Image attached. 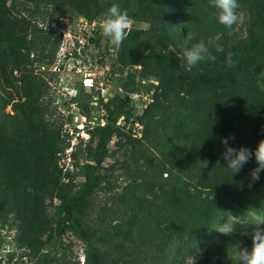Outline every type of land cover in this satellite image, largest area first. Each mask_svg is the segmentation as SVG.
<instances>
[{
  "label": "rangeland",
  "instance_id": "rangeland-1",
  "mask_svg": "<svg viewBox=\"0 0 264 264\" xmlns=\"http://www.w3.org/2000/svg\"><path fill=\"white\" fill-rule=\"evenodd\" d=\"M238 3L241 21L231 29L193 35L175 27L184 25L175 0H115L133 21L116 48L102 34L103 13L93 0H0V13L12 25V39L0 50L7 74L0 107L8 101L0 118L33 116L41 165L40 172L27 158L11 176L56 181L19 198L0 189V264H188L216 256L224 220L248 227L254 216L264 218V172L241 190L235 182L247 185L255 160L231 177L224 150L213 144L214 137L231 134V146L255 149L264 139V10L257 5L264 0ZM80 19L97 22L98 43L82 39ZM253 38L262 46L251 47ZM201 41L216 60L188 66L185 50ZM229 52L234 65L245 63L244 70L226 68L229 81L188 85L174 78L215 72ZM163 55L177 65L168 66ZM125 95L131 98L128 119L120 108ZM108 121L114 127L97 169L104 179L87 218L73 217L74 227L54 240L49 205L66 186L81 185L85 164L94 163L93 128ZM211 180L228 182L235 199L212 197L203 185ZM195 193L201 199L192 203ZM77 225L94 230L90 245Z\"/></svg>",
  "mask_w": 264,
  "mask_h": 264
},
{
  "label": "trees",
  "instance_id": "trees-1",
  "mask_svg": "<svg viewBox=\"0 0 264 264\" xmlns=\"http://www.w3.org/2000/svg\"><path fill=\"white\" fill-rule=\"evenodd\" d=\"M96 4L98 10L104 13L110 6L113 5L115 0H93ZM176 9L178 12L179 20L184 21V25H175L176 28L186 31L189 34L195 35V33H202L203 35L212 34L213 30H223L224 26L219 24L218 21L213 17L210 18V14L214 11L208 5V0H175ZM258 7L264 10V5L257 4ZM1 14V13H0ZM92 21L91 19H88ZM99 26H96V30H92V35L89 37V42L98 43V37H94V33H97ZM12 39V25L9 23L5 15L0 16V50L1 43H5ZM250 46L257 49L262 46L261 40L253 38L250 40ZM168 66H176L177 64L173 62L172 57H166L163 55V59ZM227 66L221 64L218 66L215 72L209 71H198L194 73H177L174 78L188 85H216L223 83L224 81H229L227 77L224 76ZM234 68L238 70L245 69V63L240 60ZM7 77L6 66L3 64L0 55V81ZM13 82H7V86H11ZM130 96L125 95L124 98L120 100V108L124 112V117L129 118L131 114V109L128 106L130 102ZM8 103L7 100L3 101L1 104V109L3 110L5 105ZM222 107V106H221ZM150 109V104L144 109V114ZM26 117H29L27 119ZM5 118V119H4ZM4 118H0V189L3 196H13L14 198L22 197L25 192L32 190L43 192L51 185H56V181L52 178L41 177L39 179H28L24 181L23 179H17L14 175V170L16 167H21V161H27V158H31L32 165L41 172V165L38 160V146L37 139L38 130L37 124L33 116L27 115L22 119L18 118L17 113L15 116L8 118L7 114H4ZM9 121V123H7ZM114 125L108 121L104 124H97L94 126L92 132L98 134V139L96 142L95 149L92 153V159L94 163H87L84 166V178L83 182L77 189L66 186L60 193L56 195L58 202L50 203V214L53 220L52 233L54 240L60 239L62 234L69 228L74 227L72 225V218L77 217L79 219L87 218L88 211L90 209V199L91 195L96 190L104 179L97 169L101 165L104 159V153L107 149V142L112 135ZM220 135V131L218 132ZM215 150L220 153L224 150V145L221 143V137H214ZM44 172V171H43ZM42 172V173H43ZM40 175V176H44ZM204 187L208 188L209 194L212 197L219 200H234L235 196L231 192L230 185L228 182L223 181L220 184L216 180L208 181L204 183ZM194 203L197 199H201L200 194L195 193ZM217 218L214 222H217ZM227 221L224 220L223 224ZM196 223V221H195ZM84 224V222H83ZM212 222L208 221L205 223L206 232H211ZM222 224V225H223ZM78 232L81 239L87 244H91V237L93 236V231L87 227V225H77ZM253 225L248 227L237 226V230L232 235H225L219 230L217 236V244L213 250V254L216 255L213 259L210 257H202L198 260H194L188 264H239L237 254L239 248L247 247L249 250L252 246V241L250 234ZM99 240L105 241L104 236H99ZM37 264H47L45 260L38 262Z\"/></svg>",
  "mask_w": 264,
  "mask_h": 264
},
{
  "label": "clouds",
  "instance_id": "clouds-1",
  "mask_svg": "<svg viewBox=\"0 0 264 264\" xmlns=\"http://www.w3.org/2000/svg\"><path fill=\"white\" fill-rule=\"evenodd\" d=\"M208 5L214 11L210 14V18H215L219 24L225 28L231 29L233 25L241 21V17L237 12L240 7L238 0H208ZM100 23L103 36L107 37L110 43L119 48L126 39L128 30L132 24L127 9L121 10L119 5L113 4L103 14ZM188 66H197L202 61H215L216 56L211 53L206 44L201 41L193 44L184 52ZM227 67L235 64L233 54L229 52L225 58ZM234 135L222 137L221 143L224 145V151L221 153L225 161L226 168L230 171L231 177L238 175L241 169L251 160H255V167L250 170V179L247 185L243 181L235 182L237 186L243 190L245 186L251 188L252 185L260 180L261 173L264 172V139H261L255 149H251L246 145L233 147L229 141L234 140ZM202 167L207 166L206 160H200ZM264 218L254 216V226L250 234L252 246L249 250L247 247L239 248L237 258L239 264H264ZM237 230V225L229 220L219 226V231L225 235H232Z\"/></svg>",
  "mask_w": 264,
  "mask_h": 264
},
{
  "label": "built area",
  "instance_id": "built-area-1",
  "mask_svg": "<svg viewBox=\"0 0 264 264\" xmlns=\"http://www.w3.org/2000/svg\"><path fill=\"white\" fill-rule=\"evenodd\" d=\"M97 22L95 20L88 22L86 20H82L80 19V22L77 23V29L78 31L83 34L82 39L86 40V42H89V37L92 35V30H93V26L96 24ZM52 26L55 27L56 26V22H52ZM85 83V82H84ZM86 84V83H85ZM135 126L141 127L140 124L138 122L134 123Z\"/></svg>",
  "mask_w": 264,
  "mask_h": 264
}]
</instances>
